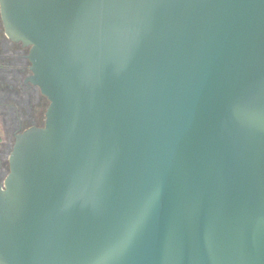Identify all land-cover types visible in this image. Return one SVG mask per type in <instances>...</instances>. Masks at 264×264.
I'll list each match as a JSON object with an SVG mask.
<instances>
[{
    "label": "water",
    "instance_id": "1",
    "mask_svg": "<svg viewBox=\"0 0 264 264\" xmlns=\"http://www.w3.org/2000/svg\"><path fill=\"white\" fill-rule=\"evenodd\" d=\"M0 3L50 100L0 264H264V0Z\"/></svg>",
    "mask_w": 264,
    "mask_h": 264
},
{
    "label": "flooded vegetation",
    "instance_id": "2",
    "mask_svg": "<svg viewBox=\"0 0 264 264\" xmlns=\"http://www.w3.org/2000/svg\"><path fill=\"white\" fill-rule=\"evenodd\" d=\"M30 48L7 34L0 3V182L11 171L18 136L46 123L50 100L31 80Z\"/></svg>",
    "mask_w": 264,
    "mask_h": 264
}]
</instances>
